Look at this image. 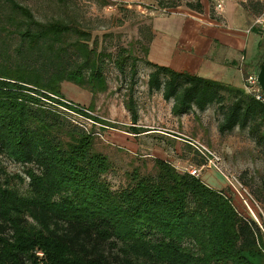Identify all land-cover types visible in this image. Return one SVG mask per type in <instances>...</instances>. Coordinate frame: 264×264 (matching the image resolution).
Returning <instances> with one entry per match:
<instances>
[{"label":"trees","instance_id":"obj_1","mask_svg":"<svg viewBox=\"0 0 264 264\" xmlns=\"http://www.w3.org/2000/svg\"><path fill=\"white\" fill-rule=\"evenodd\" d=\"M59 1L69 9L67 0ZM155 1L163 10L184 5L204 13L201 0ZM250 6L258 15L264 10L259 1ZM74 18L44 21L20 0H0V264H264L259 225L238 212L228 193L169 161L156 158L154 173L127 172L117 191L104 180L113 164L95 150L102 135L84 123L106 124L64 97L63 87L105 93V71L113 64L134 89L142 59L133 45L115 53L100 47ZM146 30L138 43L151 69L148 88L173 101L174 116L217 105L222 135L240 128L264 140V102L244 88L152 63L154 33ZM8 40H16L14 48ZM129 111L137 124L132 96ZM3 158L25 168V193L14 180H26L11 176Z\"/></svg>","mask_w":264,"mask_h":264},{"label":"rangeland","instance_id":"obj_2","mask_svg":"<svg viewBox=\"0 0 264 264\" xmlns=\"http://www.w3.org/2000/svg\"><path fill=\"white\" fill-rule=\"evenodd\" d=\"M20 1L32 8L36 16L44 21L49 18L68 19V15L75 16L74 19L82 29L92 32L93 40L99 39L100 47L115 53L117 47L128 48L133 45L135 55L142 59L138 62V76L134 89L130 77L121 75L113 64H108L105 71L108 81V91L105 93L92 96L86 91L75 92L74 86L70 84L64 85V97L83 107L92 106L95 116L106 124L105 128H102L100 124H93L90 121L84 123L88 129H94L102 135L96 137L95 150L107 155L113 164V169L104 176V180L114 191L126 186L125 174L135 168L141 169L142 173H154L155 158L169 161L179 172L186 173L190 167H195L201 170L199 179L212 189L228 193L238 212L254 220L264 232V140L260 139V135L240 128L222 135L219 132V125L223 121V115L217 109V105H212L203 112L174 116L173 101L166 102L161 92L151 93L148 88V75L151 69L145 64L144 54L138 43L147 35L146 27H150L154 33V23L159 19L175 15L190 17L197 13L184 5L176 9L163 10L157 6L155 0H110L113 5L107 7H100L93 0H67L69 9L61 6L59 0ZM201 1L204 13L199 15H209L212 19L221 17L218 5L224 8L228 5L233 6L245 12L253 22L264 14V10L260 15L250 10L251 2L259 1L264 5V0ZM106 35L109 37L106 38ZM260 40L262 57L263 32L260 33ZM9 42L14 48L16 40ZM131 96L138 112L137 124L132 121L129 111ZM50 106L55 108L53 105ZM59 109L67 113L70 119L73 118L70 113ZM132 127H141L148 131L137 137L129 133ZM189 139L200 142L216 153L220 158L218 165L220 170L204 168L206 159L189 144ZM180 153L183 156L178 159ZM181 159L183 161H179ZM178 162L180 164H177ZM2 163L11 176H20L26 180V184L21 183L18 177L14 180L16 187L25 193L28 181L25 177V168L8 158H3ZM208 172L215 174V181H209L211 175ZM230 181L233 185L236 184L235 181L239 182L243 190L239 189L238 192V186L235 188ZM117 252L112 253L114 255Z\"/></svg>","mask_w":264,"mask_h":264},{"label":"crops","instance_id":"obj_3","mask_svg":"<svg viewBox=\"0 0 264 264\" xmlns=\"http://www.w3.org/2000/svg\"><path fill=\"white\" fill-rule=\"evenodd\" d=\"M219 14V19L199 14L159 19L154 23L149 60L178 72H188L243 89L246 74L258 73L262 31L253 27L252 19L245 12L233 6H222ZM74 90L85 92L76 86ZM182 156L180 153L177 157L180 159ZM208 174L211 175L209 181L216 180L214 173Z\"/></svg>","mask_w":264,"mask_h":264},{"label":"built area","instance_id":"obj_4","mask_svg":"<svg viewBox=\"0 0 264 264\" xmlns=\"http://www.w3.org/2000/svg\"><path fill=\"white\" fill-rule=\"evenodd\" d=\"M218 9L221 10L222 5H218ZM253 27H257L264 33V14L258 17L256 20H254ZM244 90L246 91L247 94L251 95L256 100L264 102V93L258 84L257 73L249 72L246 74V77L244 79ZM68 104L71 105V103H68ZM83 111L90 115L95 116L94 113L89 111V109L86 107L85 109H83ZM89 121L92 122L93 124H98L92 120H89ZM189 144L195 147V149L200 153V155L206 159V163L203 166L204 168H214L216 170H220L218 167L220 163V158L217 156L216 153H214L208 147H206L205 145L201 144L200 142L196 140L189 139ZM186 173L198 178L200 176L201 170L200 169L198 170L195 167H190V169H188ZM235 182L236 184L233 185L232 182L230 181L232 186H234L235 188H237L238 186L237 188L238 192H240V190H243L242 185L237 181Z\"/></svg>","mask_w":264,"mask_h":264},{"label":"water","instance_id":"obj_5","mask_svg":"<svg viewBox=\"0 0 264 264\" xmlns=\"http://www.w3.org/2000/svg\"><path fill=\"white\" fill-rule=\"evenodd\" d=\"M257 80H258L259 86L261 87V89L264 93V60L259 66V70L257 73Z\"/></svg>","mask_w":264,"mask_h":264}]
</instances>
